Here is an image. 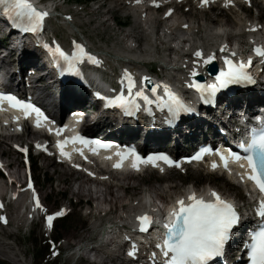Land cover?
Instances as JSON below:
<instances>
[{
    "label": "snow or ice",
    "instance_id": "6c2138e0",
    "mask_svg": "<svg viewBox=\"0 0 264 264\" xmlns=\"http://www.w3.org/2000/svg\"><path fill=\"white\" fill-rule=\"evenodd\" d=\"M139 2L140 0H136V3ZM153 3L155 4V0H153ZM200 3L202 6L206 5L208 0H200ZM0 6L3 8L4 15L10 20H13L17 27H22L26 33L39 34L43 30L45 18L50 15L47 11L39 10L30 0H0ZM156 6L158 7V5ZM171 13L172 10L170 9L166 13V16L171 15ZM185 27L187 26L185 25ZM251 30L255 31V28ZM45 47L47 48V45ZM73 49L70 56L66 55L59 46L54 50H49L52 51L54 57L66 63L69 72H74L77 65L83 63L85 60L95 64L99 63L96 57L86 51L82 44L73 42ZM226 49L227 45H224L220 51L223 53ZM252 51L256 56L264 59V48L254 47ZM193 55L196 60L202 59L205 65L215 59L214 54L205 56L201 50L195 51ZM230 55L235 57L236 53L232 52ZM195 63L196 61H194V65ZM251 64V57L248 58L247 62H237L225 56V67L216 76L215 83L210 85L193 83L190 86L196 88L202 95L208 93L209 96L214 97L220 89L226 88L230 84L254 82L253 76L248 71ZM196 75L197 72L194 66L191 76L195 77ZM121 83L126 85L127 95H117L108 102L109 105L119 107L126 114L131 115L133 110H139L137 100H143L145 105H151L153 103V100L144 94L143 87L140 90L134 91L136 89V81L127 71L124 72ZM147 83H150V78L143 77L141 85L146 86ZM161 88H163L164 96L158 97L155 100L158 107H166L169 113L174 115L191 111L166 84H155L152 86L151 92L156 96L158 89ZM5 101L11 108L22 111L25 118L34 113L36 117L35 125L37 127L41 126L42 121H48L44 113L33 104L25 102L14 95L0 93V104ZM48 122L52 123L51 121ZM80 122V119H77L76 123L78 124ZM64 130V128L60 127L55 130L52 128L48 129L50 133L54 131L57 137ZM69 143L87 146L93 153H96L98 148L104 150L113 147L119 148L118 145L102 143L99 140H87L80 134H77L64 140H57L56 148L59 150L60 155L66 158H70V153L65 151V147ZM36 147L40 148L41 145L38 144ZM240 148L244 155L229 151L227 156H225L219 150L215 151V155L219 157L226 169L228 168L229 160L233 162H246V171L240 175V179L242 182L244 180L252 182L258 190L260 197L258 204L255 205V214L259 217V227L249 234L250 242L246 241L244 247L248 250L247 254L250 264H264V131H261L259 135H253L248 142L240 144ZM18 150L24 153L28 152L26 147L18 146ZM77 151L81 156L84 155L81 149H77ZM211 151V149L207 148L202 149L201 153H197L190 160L199 161L202 159L203 154ZM115 155L119 160L113 165L114 168H120L122 162L128 157L132 158L131 166L136 171H139V165L141 163L151 164L153 167H156L158 162H163L169 167H180V163L165 154H153L145 158L140 156L135 149H123L118 150ZM76 167H79V165H76ZM211 167L215 170L218 165L213 162ZM240 167L245 168V164H240ZM89 174L92 175V173ZM27 187L32 190V199L35 203V208L43 211L31 180H29ZM3 207V203H0V209ZM63 214V210H61L55 213V215H47L46 221L49 227H51L53 220L57 216ZM168 215L170 220L162 225L164 229L163 240L160 244H157V248L160 249L164 257L163 264H209L214 257L223 254L225 245L232 237L234 229L239 226L242 219L234 203L224 199L220 193L214 190H209L207 194L201 195H198L195 191H190L185 197L178 198L174 201V206ZM136 219L139 222V231L141 233L147 232L153 223L152 217L148 214L137 216ZM0 222L7 223L6 217L0 216ZM125 239L127 240L128 237L126 236ZM132 249L128 253L129 256L135 255V244L132 245ZM153 255L155 256V253Z\"/></svg>",
    "mask_w": 264,
    "mask_h": 264
},
{
    "label": "rangeland",
    "instance_id": "374dc122",
    "mask_svg": "<svg viewBox=\"0 0 264 264\" xmlns=\"http://www.w3.org/2000/svg\"><path fill=\"white\" fill-rule=\"evenodd\" d=\"M81 1V0H79ZM110 3H107L106 4V8L109 9L110 8ZM98 12H92V9H88V11L85 13V16L83 18H81L79 20L80 23L82 24H85V23H88V25H85V26H80L78 30L80 33H85L89 38L92 39V41L94 42L95 46H97L99 49H106L104 47L103 44L100 43V40H102L103 42H106L108 43L109 45V48H107V51H110V52H113V53H116V50L119 49V50H122L123 47H124V41L122 40L123 38V34H119L118 32L116 31H113L112 28H110L108 25H105V24H102V16L99 14H96ZM112 16H115L114 14H112ZM208 19H214V15L213 14H209L208 16H206ZM116 19H119L116 17ZM121 20V19H119ZM226 20H227V23H230L232 24V22H230L228 19H224V18H221L218 20V22L220 24H225L226 23ZM213 25V24H212ZM203 37L204 38H210L206 35L205 31H204V34H203ZM207 43H210L207 41ZM3 155V156H8V159H12V154L11 152L8 151V148L3 145V144H0V155ZM55 170V173L53 172ZM15 171L17 174H20V171H19V167L16 169L15 168ZM41 170L40 169H37V174L40 172ZM61 172L62 170L59 169V168H48L47 169V175H48V179L51 180L54 179V178H59V176L61 177ZM70 181L67 180L68 182V185H67V189H66V192H64V196H66V198H69L70 196H72V191H76L77 190V186L73 185V182H71L72 178H69ZM169 180V182H164V181H167ZM178 180H180L182 182V186L186 185L189 181L191 182H194V183H197L198 181L200 182L199 185H205L207 184L208 182H211L212 184H214L217 188H219L220 190H222L224 193H230V192H234V190L236 189H232L233 187L230 186L228 183H226L225 181L223 180H220L218 182H214L212 180V178H209L207 176H204L203 174H200L198 176H189L188 178H183L181 176H175V177H170L166 180H163L162 182L165 184V183H169L167 184V186H173L174 184L177 185L179 187V190L182 189V186H180V183L178 182ZM141 183H146V184H150V186H154V187H157L158 186V182H155L153 180H140V179H137L136 181V185L138 184H141ZM40 185H42V192H43V196L46 198V201L48 202V206H50V208L54 209L56 207V205H54V203L56 202H61V200H64L65 197H63V199H60L59 197H55L54 196V193L56 190L58 189H61V191H65V188H63L62 186H58L56 187V190H52L51 192V188H50V182H47L46 184H41V180H40ZM91 189H94L93 187L90 186ZM99 191V194L102 196L103 192L102 190H98ZM176 191L178 190H175V191H172V193H175ZM115 196L116 197H123L124 196V193L125 192H122V191H113ZM66 193V195H65ZM88 193V192H87ZM91 193V191H90ZM86 194V191H84V194ZM64 202V201H63ZM62 203V202H61ZM79 216H75V217H72L70 218L68 221H67V224L65 227L61 228V233L64 237L68 238L69 240L72 241V243L74 244H78L81 237H83L82 234H80V223H79ZM26 247V248H25ZM27 247H29L30 249L32 248V246L30 245V243H26V245L24 246L23 243L22 245H19V249L18 250H15V252H20L22 254H26L27 257V262L28 264H31V257H29V254L31 253V251H29L27 249Z\"/></svg>",
    "mask_w": 264,
    "mask_h": 264
},
{
    "label": "bare ground",
    "instance_id": "6f19581e",
    "mask_svg": "<svg viewBox=\"0 0 264 264\" xmlns=\"http://www.w3.org/2000/svg\"><path fill=\"white\" fill-rule=\"evenodd\" d=\"M209 32H214V31H209ZM211 34V33H210ZM13 54V53H12ZM66 99V103H68V101H69V98H65ZM70 102V101H69ZM192 174H193V176H197L198 175V172H192ZM64 175H62V181H64ZM131 178L132 177H122L120 180L122 181V184L124 183V182H129L130 180H131ZM87 184V183H86ZM108 189V193L109 194H112L111 192L112 191H110V188L108 187L107 188ZM119 189H124V185H121L120 187H119ZM84 191H86V194L87 195H89L90 194V190L89 189H87V188H85V186L84 185H82L81 186V188H80V190L77 192V196L80 198V199H82L83 197H85L86 195H83L84 194ZM88 192V193H87ZM163 192H164V190L162 189V188H155L154 189V193L159 197V198H164V196H163ZM103 196H104V198L102 199L103 200V203H106L107 202V199H106V196H107V194L106 193H103L102 194ZM122 202V199L121 198H112V199H110L109 200V203L111 204V205H113L114 207H116L117 206V203H121ZM147 203H145V205H146Z\"/></svg>",
    "mask_w": 264,
    "mask_h": 264
}]
</instances>
